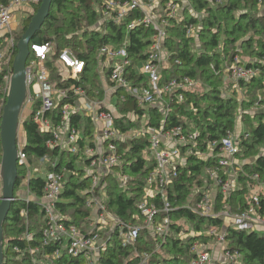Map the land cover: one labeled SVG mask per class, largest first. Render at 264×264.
Returning <instances> with one entry per match:
<instances>
[{
    "label": "trees",
    "instance_id": "trees-1",
    "mask_svg": "<svg viewBox=\"0 0 264 264\" xmlns=\"http://www.w3.org/2000/svg\"><path fill=\"white\" fill-rule=\"evenodd\" d=\"M6 1V0H5ZM195 13L201 11L205 15L196 17L188 8H184L181 20L170 19L167 25L168 35L165 39L167 64L161 69L160 86L172 78L189 76L201 79L205 84L203 91L190 89L185 92L184 99L178 101L175 94H163L158 103L139 106L134 98L127 92L118 90L116 110L118 116L115 125L121 131L127 132L132 128L141 127H171L182 124L185 129L199 132V148L204 151L206 144L212 140H219L232 130L238 105L243 110L254 104L255 99H246L239 102L234 95L224 94L222 87L225 84L224 62H231L238 54L247 55V60L242 61L255 67L259 75L250 81H239L240 87L246 89V94H252L250 89L258 91L264 85V10H259L260 0H229L224 5L212 6L207 0H189ZM41 0L32 3L27 16L21 22V30L14 35L15 43L26 29L32 15L40 6ZM101 0H52L50 12L31 44L50 42L55 55L64 48L71 49L85 63L81 83L87 88L91 97L102 98V78L99 74L98 52L105 44L118 45L126 36L124 25L105 22L100 27H95L98 22L97 7ZM139 12L135 16H139ZM203 22L198 34V40L186 33L189 23ZM152 31L143 26L137 27L128 33V56L131 64L127 77L133 84H146L145 77L136 73L140 64L146 58ZM240 42V47L237 46ZM5 42L0 37V47ZM16 52V44L14 47ZM32 54H30V58ZM29 58V59H30ZM178 59L179 63L175 62ZM52 68V78L58 79L56 69ZM10 66V64H9ZM108 69L103 77L108 80ZM258 84H255V82ZM232 85L228 87L230 89ZM258 87V88H257ZM168 108V113L165 109ZM241 121L246 124L245 132L239 136L240 150L237 153L241 167L238 170V187L228 199L230 210L234 213L243 211L250 204L251 188L255 184H264V111L245 110ZM75 126L84 134L90 136L93 127L86 116L78 115L73 119ZM20 130L22 137L19 143L23 144V151L28 162L33 164L44 155L52 159L58 157L57 167H65L68 172L65 176L64 190L56 207L63 214L61 219L66 225H75L85 231L90 220L91 209L86 206L89 197L90 178L86 175L83 160L77 154L49 148L45 142L48 134L41 132L33 121L32 113L21 119ZM21 141V142H20ZM149 140L143 136H130L118 146L122 155V162L112 172L105 175L102 185L106 191L105 204L107 209L117 216L122 222H137L142 219L138 210V202L143 194L145 177L153 168V159L148 156ZM82 145V143H81ZM263 150V152H262ZM2 149L0 144V162ZM251 159V160H250ZM210 162L190 156L184 168L179 170L178 176L169 188L170 202L178 208L170 213L172 228L179 232L187 223L194 230H202L212 225L222 226L221 218H207L196 215L184 206L187 196L196 186L204 184V169ZM115 172L128 176L125 185H121L115 177ZM28 169L25 165H17V180L14 188V200L3 223L4 230V261L3 264H80V258L62 255L57 259L45 260L30 248H41V252L50 254L56 247L54 244L40 246L41 228L44 225V216L38 202L17 197L20 183L27 177ZM258 176V178H254ZM1 187V180H0ZM31 192L37 196L43 195L44 177L41 172H35L28 181ZM257 211L264 218V194L260 195ZM216 210L222 209L221 197L216 196ZM24 215H21V212ZM31 238H26V234ZM114 238L110 239L104 251L98 255V264H135L141 250H150L155 238L142 233L136 245L137 251L131 247H122L114 231ZM198 236V235H197ZM203 236V235H201ZM196 236H187L185 239H175L168 236L164 247L167 251L163 259L168 264H187L191 253L189 247ZM204 241L209 240L203 236ZM228 249L236 250L240 254L238 264H264V232L255 230L245 231L228 226L226 229ZM17 246L20 251H15ZM154 258V256H152ZM152 258V260H154ZM159 255L155 256V260ZM44 260V261H42ZM51 261V262H50Z\"/></svg>",
    "mask_w": 264,
    "mask_h": 264
},
{
    "label": "built area",
    "instance_id": "built-area-1",
    "mask_svg": "<svg viewBox=\"0 0 264 264\" xmlns=\"http://www.w3.org/2000/svg\"><path fill=\"white\" fill-rule=\"evenodd\" d=\"M38 1L40 0H0V31L7 32L6 42L0 47V122L13 71L11 64L16 53L15 38L11 34L13 12ZM207 1L212 6H218L226 4L229 0ZM185 7L199 17L189 0H101L96 9L98 22L95 27L111 22L124 25L127 32L121 44H105L99 49L97 70L104 79L103 73L108 69L110 81L106 82L104 79L102 98L91 97L81 83L85 63L71 49L64 48L55 55L50 42L30 45L32 57L29 56L30 59L28 58L26 63L27 95L20 118L32 113L33 121L39 130L48 134L45 142L47 147L77 154L83 160L87 169L83 168L90 178V194L86 206L92 212L85 231L75 225H66L61 220L63 214L56 204L64 190L68 170L65 167L56 168L58 157L52 159L49 155L40 157L33 164L29 163L23 151V144L18 142V164L25 165L28 174L19 185L17 197L26 202H38L45 221L41 228L40 246H56L49 255L43 254L38 246L30 248V252L39 253L46 261L67 255L75 259L80 258V264H98V255L105 250L110 239L114 238L115 231L121 246L131 247L134 252L137 251L136 245L142 233L144 236L155 238L150 250L140 251L135 264H168L163 259L167 255L164 244L168 236L175 239L197 237L189 247L191 257L187 264L212 263V238L222 245L226 264H238L239 252L227 248V227L264 232V218L257 211L260 195L264 194L263 183L252 186L255 190L250 194V204L243 211L232 212L227 202L239 185L237 178L241 167L236 156L240 150L239 136L243 134L244 138L248 137L243 130L237 138L232 134V130H228L221 139L207 142L206 149L202 151L199 148L197 130L185 129L182 124L166 128L164 123H161L158 128L147 127L145 134L149 140L148 151L152 154L154 166L145 177L143 194L138 202L142 219L137 222H122L106 207L103 179L107 173L121 165L123 153L119 151L118 146L130 137L129 131L123 132L115 125L118 112L115 106L114 116L112 109L107 106V101L118 90L129 93L139 106L158 103L163 94H175L178 101L184 99L185 92L195 85L193 78L185 75L172 78L163 86H160L159 82L161 69L168 62L165 47L167 25L170 19L181 20ZM137 11L139 16H135ZM141 26L150 29L152 35L147 56L139 70L136 69V73L145 77L146 84L141 82L136 85L127 77L131 64L127 51L128 33ZM199 32L200 25L197 23L186 25L188 36L196 38ZM175 62L179 63L178 59H175ZM49 64L56 69L58 79L52 78V68ZM224 70L235 81L230 88L234 91L236 88L242 90L239 81H250L259 75L255 67L242 63L238 57L228 66H224ZM261 101L264 99L259 95L258 102ZM165 113H168V108ZM78 115L86 116L92 124L93 133L90 136L84 135L73 123V119ZM133 135L142 136L141 129H137ZM190 156H196L210 164L204 169V184L195 187L187 196L184 206L199 216L221 218L222 226L212 225L198 231L186 230L184 237H179L175 234L180 233L182 229L179 232L173 230L170 216L178 207L170 202L168 191ZM35 164L43 166V169L34 168ZM35 172H41L44 177V192L40 197L28 187V181ZM114 175L121 185L126 184V174L115 172ZM254 178L258 176L255 175ZM217 194L221 197V210H216ZM21 215H24L23 211ZM105 228L109 230L104 235ZM201 235L209 240L204 241ZM26 238H31L30 234L27 233ZM14 250L20 251L17 246ZM157 255L159 259L155 260Z\"/></svg>",
    "mask_w": 264,
    "mask_h": 264
},
{
    "label": "water",
    "instance_id": "water-1",
    "mask_svg": "<svg viewBox=\"0 0 264 264\" xmlns=\"http://www.w3.org/2000/svg\"><path fill=\"white\" fill-rule=\"evenodd\" d=\"M52 0H41L40 6L32 15L26 29L16 42V53L12 60L7 101L0 122V144L2 157L0 162L1 200H0V264L4 261L3 223L14 198L18 165V131L21 124V112L27 95L26 63L30 56V43L40 31L49 15Z\"/></svg>",
    "mask_w": 264,
    "mask_h": 264
},
{
    "label": "rangeland",
    "instance_id": "rangeland-1",
    "mask_svg": "<svg viewBox=\"0 0 264 264\" xmlns=\"http://www.w3.org/2000/svg\"><path fill=\"white\" fill-rule=\"evenodd\" d=\"M190 3H191V1H190ZM259 8H260L259 9L260 11L261 10H264V0L261 1V5H260ZM14 14H15V20L13 18L12 25L15 26V27H17V26L20 25V23L24 19L25 14L22 11L16 12ZM197 14L199 15L200 18H202V15H205L203 11H201V12H199ZM197 25H200V29H202L201 26H203V22L200 20L199 23H197ZM21 28L22 27L20 26V29L16 32V34L21 30ZM14 35H15V32L13 31V36ZM195 40L197 41L198 40V37H196ZM236 44H237L238 47H240V42H237ZM246 56L247 55H245V54H240V53L238 54V58L240 59V61L242 60L243 62L247 60V57ZM141 65H142V63L140 64V67H141ZM224 66H228V64H226V62H224ZM222 73L224 74V78H225V84L222 87L223 93L224 94H227V95H234L233 94L234 92H232L234 90L233 89L230 90V89H228V87L230 85H233V83L235 81H233L231 79V77L229 76V74H227L225 72V70ZM194 82H195V85L192 87V89H195L197 91H203V88L205 87V84L203 83V81L201 79H194ZM52 83L55 84V82L53 80H52ZM101 84H104V79H102ZM255 84H258V82L256 81ZM262 86H263V89H260L258 91H255L256 89L255 90L254 89H250V92H252V94H246V89L245 88H242V90L237 89V88L236 89L234 88L236 90L235 91V98L239 102L243 101L244 98H246L247 100L248 99H252V98L255 99L253 105H251L250 107H247L246 109H244L247 113L251 114L252 111H256V108L258 106H260V107H263L264 106V104H263L264 101L263 102L262 101L261 102H258V96L259 95L262 96V98L264 99V85H262ZM243 92H244V94H243ZM117 98H118V95L117 94H112L109 97L108 101H107V106L110 109H112L114 116L116 115V112L114 110V107L116 105ZM241 106H242L241 104L238 105V109L239 110H238V113H237V115L235 117L234 127L232 128V134L235 136V138H237L239 136V134H240V132L242 130L243 131L247 130L246 129V124L241 121L242 113L244 111ZM137 129L138 128H132V129H130L128 136H132L134 133H136V130ZM140 129H141V132H142V136L143 137H147L146 134H145L146 133V128L143 126ZM21 137H22V133H21V130L19 128V131H18V142H19V138H21ZM262 152H263V150H262ZM151 155H152L151 153H148V157L149 158H151ZM237 159H238V157H237ZM36 161L37 160H34V162H36ZM36 167H38L39 169H43V166L38 165V164H35L34 165V168H36ZM79 167H81V168L85 167L87 169V166L85 164H83V165L81 164V165H79ZM254 190L255 189L252 187L250 192L253 193ZM258 191H260V190H258ZM0 195H1V187H0ZM106 229L107 228H105L103 230V234L104 235L106 233H108L107 231L109 229L108 230H106ZM186 230H188V232H189V231H192V228L187 223H184L181 232L178 233V234H175V236H178L179 235V237H184V235L186 233ZM258 232H261V231H258ZM210 245H211L210 256H211V260H212V263L211 264H214V261H216V264H226L227 261H226L224 255H223L222 245L220 243H218V241L215 238H212L210 240Z\"/></svg>",
    "mask_w": 264,
    "mask_h": 264
},
{
    "label": "crops",
    "instance_id": "crops-1",
    "mask_svg": "<svg viewBox=\"0 0 264 264\" xmlns=\"http://www.w3.org/2000/svg\"><path fill=\"white\" fill-rule=\"evenodd\" d=\"M29 10H30V7H29V6H24V7H21V8L15 9L14 12H13V18H14V20H15V14H14V13L19 12V11H22V12L25 14V16H24V18H25V17L27 16V14H28L27 12H28ZM20 26H21V23H20V25L17 26V27L11 25V34L13 35V31H14L15 34H16V32L20 29ZM6 36H7V32H5V31H0V37H3L4 42H6ZM256 111H264V106H263V107L258 106V107L256 108Z\"/></svg>",
    "mask_w": 264,
    "mask_h": 264
}]
</instances>
